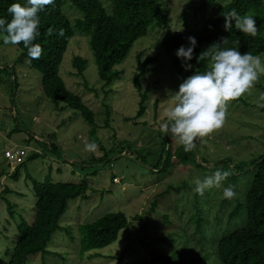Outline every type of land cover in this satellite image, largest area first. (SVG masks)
I'll return each instance as SVG.
<instances>
[{
	"label": "rangeland",
	"instance_id": "rangeland-1",
	"mask_svg": "<svg viewBox=\"0 0 264 264\" xmlns=\"http://www.w3.org/2000/svg\"><path fill=\"white\" fill-rule=\"evenodd\" d=\"M109 1L102 0L107 12ZM227 1L214 0L209 10ZM160 2L170 15L169 30L156 29L134 44L125 61L116 67L122 76L111 86L107 98L103 91L96 96L87 90V87L101 88L89 37L76 31L70 41L60 73L67 87L82 95L95 112L94 134L79 113L55 108L43 96L40 73L30 69L27 61H17L16 46L0 40V172L5 174L0 179V264L8 261L7 249L11 250L18 238V212L29 222L34 217L36 198L28 175L38 183L44 182L48 175L53 182L78 184L87 179L93 188L87 199L69 203L61 220L68 231L56 234L49 244L50 254L45 259L41 255L32 256L28 264H221L218 243L243 226L245 199L255 175L253 167L236 173L233 166L264 156V72L259 73L253 87L239 100L228 103L224 124L197 140L196 160L170 166L166 173L152 172L151 165L159 157L165 135L160 125L167 122L166 114L175 103L171 93L178 90L183 80L178 75L174 82L168 55L161 51L159 41L169 32L193 34L209 16L196 14L202 0ZM63 12L70 21L81 18L69 2ZM138 54H142V61L157 57L152 73L143 81L144 85L157 81L159 86L151 91L144 116L133 121L128 119L134 118L138 111L139 94L132 82ZM77 56L86 61L81 76L73 66ZM259 57L264 65V54ZM9 72H14V76ZM14 77L17 87L13 97ZM104 103L111 107L109 125L104 122ZM14 129L18 131L14 133ZM50 133L56 134L62 157L47 155L29 161L19 179L14 180L17 163L6 160L5 153L19 149L18 152L25 150L29 156L36 150L40 152L34 137L46 138ZM171 141L174 147L178 146L176 139ZM88 143L96 145L94 151L85 150ZM101 147L125 150L117 160L102 166L96 176H90L94 168L84 162L102 157ZM217 169L229 172L223 184L234 186L237 195L231 200L222 196V189L206 190L203 196L194 191L198 179L212 175ZM8 203L15 205L14 218ZM234 208L236 216L230 219ZM112 212L124 213L129 220L128 228L120 232L113 245L81 254L79 227Z\"/></svg>",
	"mask_w": 264,
	"mask_h": 264
},
{
	"label": "trees",
	"instance_id": "trees-1",
	"mask_svg": "<svg viewBox=\"0 0 264 264\" xmlns=\"http://www.w3.org/2000/svg\"><path fill=\"white\" fill-rule=\"evenodd\" d=\"M213 1L202 0L200 7L195 9L196 14L202 15L203 18L209 14L206 19L204 18L203 23H205L199 31L197 30L193 34L169 32L159 41L161 51L168 55L167 60L169 59L171 65L174 82H177L178 75L183 79L191 75L193 71L203 72L210 68L212 60L209 55V47L213 43L220 42L222 37H226L228 41L227 44H222V47L238 48L241 53L249 52L254 56L264 54V0H228L209 10ZM15 2L23 4L24 0H0V17L10 20L11 16L7 12V8ZM66 2L78 10L81 18L74 21L69 20L63 12ZM109 4L110 12H107L102 0H55V6H45V10L39 13L41 17L40 36L35 43H39L44 49L41 57L29 63L27 50L22 45L16 46L19 49L17 61H27L30 69L40 73L43 96L60 111L68 109L79 113L82 120L93 128V134L96 132L97 125L95 112L86 104L82 95L67 87L60 73L64 55L75 32L80 31L89 37V45L98 67L101 88L98 90L87 87V90L93 91L96 96H99V91H103L104 97L107 98L111 86L122 76V71L116 67L125 61L134 44L139 39L148 36L149 32L156 29L169 30L170 26V15L160 0H110ZM232 9L241 15L248 14L256 19L258 32L255 37L247 36L234 28L229 32L224 31L223 14ZM50 29L51 31H49ZM61 30L63 35H58ZM189 35L196 38L197 46L194 49V58L190 61L194 67L186 72L181 67V61L176 57L175 51L182 44L187 46L186 38ZM141 55H137V72L132 78L133 85L139 94L136 116L128 119L133 121L144 116L149 95L155 87L159 86L157 81L152 80L146 85L143 81L146 75L152 73L157 57H149L142 61ZM198 56L199 62L196 59ZM73 66L81 76L85 71L86 61L77 56L73 59ZM9 73L14 76V72ZM15 87H17L16 77L13 79V97L16 91ZM239 99L240 97L234 100ZM103 109L105 125H109L111 107L104 103ZM17 131V129L13 130L14 133ZM34 139L40 152L36 150L28 156L24 150L21 161L17 162L12 175L16 181L29 161L47 155L53 158L57 157L56 159L62 157L56 134L50 133L46 138L35 136ZM172 139L164 135L159 157L151 165L152 172L163 170L166 173L170 166L185 165L190 160H196L198 148L185 152L179 144L174 147ZM101 148L103 149V147ZM124 150L123 147L103 149L102 157H91L84 162L94 168L90 176H96L102 166L117 160L119 155L121 157ZM248 167L255 169V175L245 199V221L238 230L220 239L218 257L221 264H264V156L245 163L242 162L236 168L233 166V170L238 173ZM3 173V171L0 172V179L5 175ZM26 178L32 181L34 187L36 198L34 217L29 222L18 212L20 216V221L17 224L18 238L15 240L13 248L7 249L8 261L5 264H28L30 257L37 255H41L45 259V256L50 254L49 244L56 234L59 231H68L62 226L61 220L68 210L69 203L77 199H87L88 191L93 190L87 179L74 184L53 182L50 175L41 183L29 175ZM4 192L9 193V190L4 189ZM167 192H162V194ZM8 205V210L14 218L16 215L15 205L10 203ZM235 216L234 208L229 217L233 219ZM128 226L129 220L122 212L107 213L95 221L82 224L79 227L80 253L85 254L113 245L118 241L120 232L127 229Z\"/></svg>",
	"mask_w": 264,
	"mask_h": 264
},
{
	"label": "clouds",
	"instance_id": "clouds-1",
	"mask_svg": "<svg viewBox=\"0 0 264 264\" xmlns=\"http://www.w3.org/2000/svg\"><path fill=\"white\" fill-rule=\"evenodd\" d=\"M55 6V0H24L12 3L7 12L11 19L0 17V40L5 45H22L27 50L28 62L39 59L44 51L39 43V13L45 6ZM225 32L233 28L247 36L255 37L258 32L256 19L248 14L241 15L235 9L223 14ZM51 31V29L49 30ZM58 35H63L62 30ZM187 46L181 45L176 57L184 71L193 69L190 61L194 58L197 40L189 35ZM227 38L209 47L211 66L203 72L193 71L183 78L178 90L171 93L175 103L167 112V122L160 125V131L178 141L185 152L197 148V140L219 129L225 121L228 103L248 92L264 72L261 58L249 52L241 53L238 48L222 47ZM199 62V56L196 57ZM94 143L85 144V150L94 151ZM229 172L217 169L212 175L196 181L194 191L203 196L206 190L222 189V196L231 200L237 193L234 186H224L223 181Z\"/></svg>",
	"mask_w": 264,
	"mask_h": 264
},
{
	"label": "built area",
	"instance_id": "built-area-1",
	"mask_svg": "<svg viewBox=\"0 0 264 264\" xmlns=\"http://www.w3.org/2000/svg\"><path fill=\"white\" fill-rule=\"evenodd\" d=\"M24 153L21 151V152H18V151H7L5 153L6 155V158L10 161H14L15 163H19L21 161V155H23Z\"/></svg>",
	"mask_w": 264,
	"mask_h": 264
}]
</instances>
